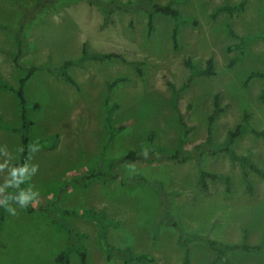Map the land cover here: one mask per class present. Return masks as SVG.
<instances>
[{"label":"rangeland","instance_id":"rangeland-1","mask_svg":"<svg viewBox=\"0 0 264 264\" xmlns=\"http://www.w3.org/2000/svg\"><path fill=\"white\" fill-rule=\"evenodd\" d=\"M37 1L20 0L29 10L23 66L50 62L60 67L79 58L84 46L89 53L119 54L125 61L87 62L83 67H72L69 73L76 85L45 71L37 72L28 81L26 99L30 105L40 106L28 110L34 122L30 139L38 142L60 130L64 141L54 150L38 148L21 172L20 198L31 203L36 212L29 214L13 198L4 203L0 264H59L57 258L70 247V235L40 209L52 204L64 180L84 174L100 163L108 138L105 117L114 104L118 108L111 112L112 125L127 127L111 141L105 152L106 163L128 151L143 150L151 133L160 146L170 150L179 146L181 128L169 84L179 89L187 83V59L199 70L206 68L209 59L215 65L214 76L194 79L180 94L179 108L186 112L191 106L187 115L193 126L191 146L206 137L215 96L220 97L223 109L213 126L215 143L223 142L226 133L242 121L245 113L255 128L264 131V102L260 99L264 79L250 78L252 74H264V40L247 42L243 51L239 48L244 38L264 34V0H248L243 11L220 13L216 19L212 14L217 8L242 0H176L183 15L199 22L196 27H179L177 48L173 41L175 23L169 17L156 15L151 29L147 14L137 7L115 10L110 22H105L102 12L87 0H53L51 6L40 11L34 10ZM169 1L154 0L164 5ZM21 17L16 0H0L1 23L16 27ZM14 51L12 32L0 29V82L18 88L22 71L11 61ZM133 63L140 64V72ZM119 78L126 82L108 97L107 86ZM0 119L13 127L20 125L18 98L3 89ZM65 128L71 129L66 135L70 136L72 148L63 134ZM235 149L240 154L251 153L254 162L264 169V139L245 133L237 140ZM22 150L19 135L0 132V193L14 191L13 165L20 160ZM202 168L228 177L230 185L223 179L209 181L208 189H202L195 161L181 165L134 163L123 166L121 178L116 181L97 179L86 186H72L57 206L63 211L94 210L106 221L117 223L104 228L107 242L154 259L145 264H213L214 253L204 244L194 243L189 253L179 245V238L189 234L225 244L262 245L264 181L249 171V189L240 165L224 155L204 156ZM134 175H142L151 182L161 181L173 193L170 212L178 228L162 218L158 190L122 186V180ZM9 208L16 214L8 212ZM54 213L57 215L56 210ZM65 220L84 235L80 243L87 249L89 264H124L117 255L108 257L102 245V228L95 220L66 216ZM229 258L234 264H264L263 255L243 251H233ZM70 264H82L77 250L71 252Z\"/></svg>","mask_w":264,"mask_h":264},{"label":"trees","instance_id":"trees-1","mask_svg":"<svg viewBox=\"0 0 264 264\" xmlns=\"http://www.w3.org/2000/svg\"><path fill=\"white\" fill-rule=\"evenodd\" d=\"M53 0H38L34 10H43L49 6H51ZM91 6L96 7L102 14L104 15L105 22H110V16L115 10L120 9H129V8H140L143 10L148 16L149 27L153 28V20L156 15L166 16L171 18L174 23V32H173V41L174 46L177 48V32L181 25L190 24L192 26H198L199 22L194 17H188L183 15L180 10L177 8L178 2L176 0H170L168 4H159L155 3L154 0H139L136 3H121V2H112L106 3L102 0H87ZM248 0H242L236 5L232 6H222L215 10L212 14V18L216 19L220 13H228L233 14L236 12H241L244 10ZM17 5L22 11V17L18 21L16 27H11L9 25L3 24L0 22V29L11 31L14 36L15 41V51L11 55L12 63L22 71V76L20 78L19 87L14 88L7 84L6 82H0V89L9 91L14 93L18 98L19 104V116H20V125L19 127H13L7 122L0 119V129L3 131L16 133L20 136L21 144L23 147L22 156L20 160L13 165V176L16 180V186L14 191H5L4 193H0V228L5 221V207L4 203L7 198H13L18 206L24 209L29 214H33L36 212V209L29 202H25L20 198V193L22 189V178L21 172L27 166L28 161L31 156L35 153V151L40 149L53 150L56 147V144L59 139V135H52L42 139L39 142H33L30 139V129L34 126V122L28 116V110L30 108L40 109L38 104L30 105L25 96V86L28 81L40 71H45L52 76H59L67 83L71 85H76L73 77L69 73V70L72 67H83L87 62H105L112 61L114 59H121L125 61V59L119 55L114 53H89L87 51L86 46L83 47L82 54L79 58L69 60L65 62L60 67H54L50 62H46L40 65H33L30 67L23 66L21 63V58L24 56L27 43H26V28H27V19L29 16V10L24 8L20 2V0H16ZM252 40H264V34L248 36L243 39V43L241 47H239L242 51L247 42ZM135 68L139 70V63H133ZM185 66L188 68L190 75L181 88L177 89L173 87L172 84H169L173 88L174 100L172 102L173 107L177 111L178 114V122L181 128V136L179 140V146L175 150H170L166 147L160 146L155 143L154 133H151L148 138V146L143 150H131L126 152L123 156L118 159L112 160L110 162H105V152L109 147L113 138L123 132L126 129V125L113 126L111 123V112L118 108L117 104L108 108L107 114L105 117V123L108 131V138L103 146V150L101 151L100 163L92 170L85 172L79 176H74L72 178H68L63 181L60 191L55 195V199L50 205L47 203L43 208H41V212L49 218L53 223L60 224L63 228H65L70 235V247L69 249L60 255L57 258V262L59 264H70V255L73 250H77L79 256L82 260V264H89L87 249L82 246L80 243L83 239L84 235L76 231L70 223L65 220L66 217H79V218H89L95 220L100 227L102 228L101 238L102 245L104 250L107 252L109 258L117 255L121 258L124 264H145L147 262L152 263L154 259L147 254H137L134 253L131 248H126L125 250H121L116 248L115 246L109 244L105 239L104 228L107 225H117V223L113 221H106L104 216L94 210L90 211H71V210H60L58 208V203H60L66 195V192L72 186H86L94 180L103 179L104 181H116L121 178L120 169L127 164H162V163H172L176 165L186 164L189 161H195L197 163L199 169V186L206 190L209 187V181H218L225 180L227 185H230L231 180L228 177L223 175L209 173L202 168V159L206 155H210L212 157H217L219 155H224L228 158L229 161L239 164L242 170V177L250 189V180L248 172H252L261 178L264 181V169L258 166L253 158L252 154H240L235 149V144L237 140L243 136L245 133H249L255 137H259L264 139V131H260L255 128L249 118V114L245 113L242 121L232 130H229L226 133L224 141L221 143H215L214 141V132L213 126L215 123V119L218 114L223 112V109L220 105V97L215 96L214 98V112L212 116L209 118L206 137L203 141L191 146V133L193 126L190 125L187 121V115L191 109V106L187 108V111L184 112L179 108L180 102V94L183 90L188 87L194 79L196 78H209L215 75V65L212 59H209L206 63V68L204 70H199L194 65L191 59H187L185 61ZM263 78L264 74H252L250 78ZM126 82L125 78H119L114 80L107 86V96L113 92V90L121 83ZM260 99L264 102V89L260 95ZM106 106H108V102H106ZM121 184L123 187L128 189H133L139 186H147L152 187L159 192L160 196V205L162 210V218L167 220L171 227L178 228V223L175 218L171 215V203L170 198L173 193L168 192L165 189V185L161 181H148L142 175H134L131 178L126 180H122ZM24 206V207H22ZM59 210H58V209ZM56 210L57 215L54 213ZM178 243L181 247L187 250L189 253V248L194 243H202L207 248H209L214 253V259L212 261L213 264L221 262L223 264H234L229 255L233 251H243L247 253L260 254L264 256V243L262 245H249L246 242L241 244H225L223 242L213 240L208 237H204L198 234H189L179 238ZM188 255V254H187ZM187 257V263H188Z\"/></svg>","mask_w":264,"mask_h":264},{"label":"crops","instance_id":"crops-1","mask_svg":"<svg viewBox=\"0 0 264 264\" xmlns=\"http://www.w3.org/2000/svg\"><path fill=\"white\" fill-rule=\"evenodd\" d=\"M1 130V129H0ZM70 130L71 129H69V128H65L64 129V131H66L65 133H63V134H65L66 135V133L68 132V134H69V132H70ZM0 132H7V131H0ZM56 132L57 133H54V134H51V135H48L47 137H49V136H52V135H59V139H58V142H59V140H60V138H61V140H60V142H59V144H58V142H57V144H56V146H59L60 145V143L62 142V141H64V135H62L60 132V130H56ZM9 133H11V132H9ZM11 134H16V133H11ZM16 135H18V134H16ZM29 136H30V134H29ZM67 136V142H68V145L72 148V146H71V144H70V136L69 135H66ZM46 138V137H45ZM44 139V138H43ZM21 140V139H20ZM41 141V140H40ZM39 142V141H38ZM56 148V147H55ZM39 149H37L36 151H38ZM44 150H46V149H44ZM54 150V149H53ZM36 151H35V153H36ZM34 153V154H35ZM33 154V155H34Z\"/></svg>","mask_w":264,"mask_h":264},{"label":"clouds","instance_id":"clouds-1","mask_svg":"<svg viewBox=\"0 0 264 264\" xmlns=\"http://www.w3.org/2000/svg\"><path fill=\"white\" fill-rule=\"evenodd\" d=\"M22 207H24V206H22ZM7 211L10 212V213L13 214V215L16 214L15 210H13V209H10V208H9V209H7Z\"/></svg>","mask_w":264,"mask_h":264}]
</instances>
